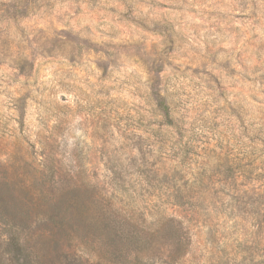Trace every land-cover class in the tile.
<instances>
[{"label":"rangeland","instance_id":"rangeland-1","mask_svg":"<svg viewBox=\"0 0 264 264\" xmlns=\"http://www.w3.org/2000/svg\"><path fill=\"white\" fill-rule=\"evenodd\" d=\"M0 264H264V0H0Z\"/></svg>","mask_w":264,"mask_h":264},{"label":"trees","instance_id":"trees-1","mask_svg":"<svg viewBox=\"0 0 264 264\" xmlns=\"http://www.w3.org/2000/svg\"><path fill=\"white\" fill-rule=\"evenodd\" d=\"M157 106L159 111L162 113V115L165 117L167 121H172V116H171V109L169 104L165 99L159 96V100L157 102ZM114 224H119L116 220H114ZM176 230L174 232V237L171 236V238H174L175 240H190V236L188 231H184L185 229L183 228V223H179L178 226H175ZM188 230V229H187ZM169 236V234H168ZM130 237V236H128ZM170 237V236H169Z\"/></svg>","mask_w":264,"mask_h":264}]
</instances>
